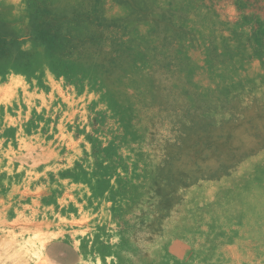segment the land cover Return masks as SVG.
I'll return each instance as SVG.
<instances>
[{
    "label": "rangeland",
    "instance_id": "374dc122",
    "mask_svg": "<svg viewBox=\"0 0 264 264\" xmlns=\"http://www.w3.org/2000/svg\"><path fill=\"white\" fill-rule=\"evenodd\" d=\"M0 264H264V0H0Z\"/></svg>",
    "mask_w": 264,
    "mask_h": 264
}]
</instances>
